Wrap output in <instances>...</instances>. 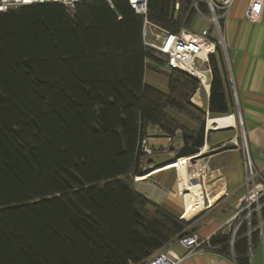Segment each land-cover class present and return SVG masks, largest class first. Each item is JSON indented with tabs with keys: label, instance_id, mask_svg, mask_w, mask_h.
I'll return each instance as SVG.
<instances>
[{
	"label": "trees",
	"instance_id": "16d2710c",
	"mask_svg": "<svg viewBox=\"0 0 264 264\" xmlns=\"http://www.w3.org/2000/svg\"><path fill=\"white\" fill-rule=\"evenodd\" d=\"M145 16L175 33L192 30L197 14L194 0H147ZM143 20L129 0L0 12V264H140L191 233L135 191L141 140L151 128L178 134L174 158L192 155L206 117L235 103L218 46L199 108L200 82L144 45ZM148 66L165 68L166 93L144 83ZM246 232L242 223L232 244L239 264L257 235ZM229 242L222 230L208 239L225 256Z\"/></svg>",
	"mask_w": 264,
	"mask_h": 264
},
{
	"label": "crops",
	"instance_id": "0c3cea01",
	"mask_svg": "<svg viewBox=\"0 0 264 264\" xmlns=\"http://www.w3.org/2000/svg\"><path fill=\"white\" fill-rule=\"evenodd\" d=\"M247 3L248 0L233 1L222 22V32L237 95L235 108L239 112L242 131L254 166L262 175L264 172V5L258 19L250 21L244 17ZM197 17L192 27L196 23V28L199 29L191 31L198 32L203 28L211 27L210 22L209 26L200 27V19L197 20ZM209 86L194 93L193 97L197 95L199 100L196 104L191 99L194 105L203 108L207 104ZM162 92H167V78L166 91ZM230 92L232 94L231 85ZM240 141V131L234 113L220 117L207 116L203 146L197 153L179 158L174 156L182 145L180 136L176 134L174 137H166L156 128H151L149 144L154 150L163 149L161 151H165L169 159L156 163L150 159V156L144 157L140 172L137 174L141 177H134L132 185L136 192L177 216L186 228L200 239L208 240L215 232L222 230L230 233L231 241L233 226L227 223L233 217L237 202L244 193L245 170L239 147ZM184 158H189L192 168H195L193 171L203 191L205 207L188 223L183 221V218L188 214V208L194 201L193 189L189 182L190 170L186 162L174 163L175 160ZM168 163L170 165H167ZM215 189L219 192L213 199L212 192L216 191ZM236 233L233 242L238 239ZM232 244H230V256L220 254L215 248L187 253L176 240L164 246L163 250L171 249L178 256H182L183 259L179 264H239L238 259L243 257L233 252ZM251 249L249 250L248 243L247 264H264V228L263 239L260 241L255 239Z\"/></svg>",
	"mask_w": 264,
	"mask_h": 264
},
{
	"label": "built area",
	"instance_id": "2783aa9c",
	"mask_svg": "<svg viewBox=\"0 0 264 264\" xmlns=\"http://www.w3.org/2000/svg\"><path fill=\"white\" fill-rule=\"evenodd\" d=\"M83 0H0V12L16 9L20 6L39 4V3H59L67 7H72L76 2ZM109 1V0H108ZM198 1L194 0V8L197 16L210 22V28H203L198 32L181 28L178 32L166 31L146 18L147 0H129L135 12L144 16L142 36L146 47L152 49L163 56L169 68L181 70L195 77L203 88H208L211 79L209 67V55L215 53L218 46L225 64L229 83L232 88V96L237 104V95L233 85L230 71V61L227 45L224 41L222 32V22L224 21L230 6L234 0H201L205 3L208 14H205L199 7ZM264 0H248L244 17L250 21H256L261 12ZM178 8V1L174 5ZM210 29L212 35H210ZM195 72L204 73L207 76L208 85L206 86L203 78L196 76ZM241 124V122H240ZM240 150L242 152L245 177L243 182L244 193L239 198L233 217L227 224H232V239L242 223H246L248 230L245 236L255 232L256 240L263 239L264 228V178L260 171L256 169L252 161L250 151L242 131ZM154 148L149 144L147 138H143L140 143V152L144 156L151 155ZM134 177L140 178V175ZM255 220L254 224H252ZM176 241L186 249L187 253L197 250L213 249L207 239H200L195 233H189L176 238ZM252 243L249 242V250ZM183 257L178 256L171 249H160L154 252L148 259L140 264H179Z\"/></svg>",
	"mask_w": 264,
	"mask_h": 264
},
{
	"label": "rangeland",
	"instance_id": "374dc122",
	"mask_svg": "<svg viewBox=\"0 0 264 264\" xmlns=\"http://www.w3.org/2000/svg\"><path fill=\"white\" fill-rule=\"evenodd\" d=\"M198 18L199 17H197V20L200 19L199 20L200 27H205V26H209L210 25L208 20L202 19V18L198 19ZM196 27L197 26H196V23H195L193 25V27H192L193 28L192 30L195 31L196 29H199V28H196ZM163 70H165L164 67L162 68L160 66H157V68L155 69V68H153L151 66L150 67L148 66V68L145 70L144 82L146 84H149L151 86L156 87L157 89H160L162 91H166V76H165V72ZM195 102L197 104L199 103V100H198L197 97L195 98ZM233 113L236 115L237 127H238V130L240 131V137H241L242 136V134H241L242 133V126L240 124V116H239V112H238L237 108L234 109ZM225 116H228V115H225ZM241 140H242V137H241ZM162 142H165V141H162ZM239 145H240V143H239ZM161 150H163V149H157L151 155H149L150 159H152L156 163L168 160L169 156L166 154L165 151H161ZM234 166H235V163H234ZM241 171H242V169H241ZM262 177L264 178V172H262ZM207 185H208V181L206 179L205 186L207 187Z\"/></svg>",
	"mask_w": 264,
	"mask_h": 264
},
{
	"label": "bare ground",
	"instance_id": "6f19581e",
	"mask_svg": "<svg viewBox=\"0 0 264 264\" xmlns=\"http://www.w3.org/2000/svg\"><path fill=\"white\" fill-rule=\"evenodd\" d=\"M195 74H196V76L203 78L206 86L208 85V82H207L208 78H207L206 74L200 73V72H195ZM206 147H207V145H206ZM204 151L205 150L203 149V152ZM178 162H186L187 163L189 170H190V179L191 178H197L196 173L193 171L194 168H192V165L190 164L189 158H184V159H179V160L174 161V163H178ZM167 165H170V163H168ZM191 186L193 189L194 201L191 203L190 207L188 208V211H189L188 214L186 215V217L183 218V221H185L187 223L190 222L194 217H196L198 214H200L205 209L204 204H203V191L201 189L199 182L195 183V184L191 183ZM218 192H219L218 189L216 191L212 192L213 199L216 197Z\"/></svg>",
	"mask_w": 264,
	"mask_h": 264
},
{
	"label": "water",
	"instance_id": "95a60500",
	"mask_svg": "<svg viewBox=\"0 0 264 264\" xmlns=\"http://www.w3.org/2000/svg\"><path fill=\"white\" fill-rule=\"evenodd\" d=\"M189 182L192 184H195V183H198L199 180L197 178H191Z\"/></svg>",
	"mask_w": 264,
	"mask_h": 264
}]
</instances>
